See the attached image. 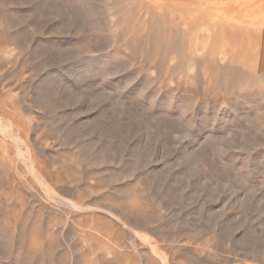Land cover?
Returning a JSON list of instances; mask_svg holds the SVG:
<instances>
[{"label": "rangeland", "instance_id": "rangeland-1", "mask_svg": "<svg viewBox=\"0 0 264 264\" xmlns=\"http://www.w3.org/2000/svg\"><path fill=\"white\" fill-rule=\"evenodd\" d=\"M1 32L0 264H264V0H0Z\"/></svg>", "mask_w": 264, "mask_h": 264}, {"label": "bare ground", "instance_id": "bare-ground-1", "mask_svg": "<svg viewBox=\"0 0 264 264\" xmlns=\"http://www.w3.org/2000/svg\"><path fill=\"white\" fill-rule=\"evenodd\" d=\"M40 3H41V2H40ZM42 3H43V2H42ZM45 3H46V2H45ZM40 5H42V4H40ZM41 7H42V6H41ZM44 8H46V7H44ZM206 19H209V17L206 18ZM214 21H215V20H214ZM216 23H218V22H214V24H213L214 29H215V30H214V31H215V34L218 32L217 30H219V26H217ZM3 35H5V33H4V32H1V33H0V39H1V37H2ZM12 40H15V38L13 37ZM2 125H4V124H2ZM4 126H5V125H4ZM4 126L2 127V126L0 125V131H2V132H6V131H7V127L5 126V127H6V128H5ZM8 126H9V125H8ZM1 127H2V128H1ZM10 128H11V127H10ZM12 128H13V127H12ZM8 130H9V129H8ZM10 138H11V137H10ZM4 140H5V139H4ZM18 153H19V152H18ZM19 154H20V153H19ZM25 157H26V156H25ZM17 158H18V157H17ZM19 159H20V158H19ZM29 165H31V164H29ZM28 168H30V167L28 166ZM32 168H33V166H32ZM32 168H31V169H32ZM26 169H27V168H26ZM28 170H29V169H28ZM31 171H32V170H31ZM31 171H30V172H31ZM36 174H37V173H36ZM35 177H36V176H35ZM47 196H48V195H47ZM80 209H81V208H80ZM80 209H78V210H80Z\"/></svg>", "mask_w": 264, "mask_h": 264}]
</instances>
